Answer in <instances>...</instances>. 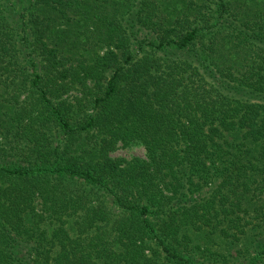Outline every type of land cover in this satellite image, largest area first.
<instances>
[{
  "label": "trees",
  "instance_id": "obj_1",
  "mask_svg": "<svg viewBox=\"0 0 264 264\" xmlns=\"http://www.w3.org/2000/svg\"><path fill=\"white\" fill-rule=\"evenodd\" d=\"M253 187L264 0H0V264H200Z\"/></svg>",
  "mask_w": 264,
  "mask_h": 264
},
{
  "label": "rangeland",
  "instance_id": "obj_2",
  "mask_svg": "<svg viewBox=\"0 0 264 264\" xmlns=\"http://www.w3.org/2000/svg\"><path fill=\"white\" fill-rule=\"evenodd\" d=\"M112 156L115 158L122 159H133V158H142L145 159L146 151L145 148L136 143L130 144H119L118 148L112 153ZM215 186L205 187L200 193H193L189 199L191 204L194 201H198L203 205L204 208L209 207L208 199L214 193ZM255 187L252 188V191L258 194L257 197L260 196V199L254 202V206L249 209L247 212L239 213L241 221H237L238 224H241L240 231L236 230H228L230 234L235 233L240 240H235L234 236H226L223 233L222 228L220 227L217 230L213 229V232L209 230L208 232L204 231H195L193 234L189 232L190 236H193V240L187 242L191 252L193 253V257L198 260L200 264H221L223 259L228 261L231 264H250L256 257H259L263 252L259 244H263L264 242V209L262 211L257 212L255 207L261 206L264 199V193H260L257 188L254 192ZM185 190H182L179 195V199L181 202H184L183 194ZM263 197V198H262ZM216 204H214L215 206ZM215 221V220H213ZM223 225H226L223 223ZM199 226L203 228V224L201 221H198ZM195 230V229H194ZM194 234L199 237H205L198 242V239H194ZM196 237V236H195ZM192 238V237H191ZM201 245V250L196 248ZM208 248L209 251L205 249ZM210 252L220 253L210 254ZM209 257V258H204ZM262 264V262L258 263Z\"/></svg>",
  "mask_w": 264,
  "mask_h": 264
}]
</instances>
